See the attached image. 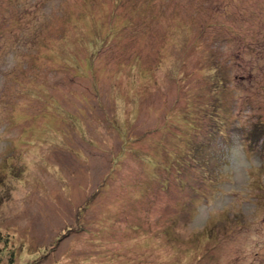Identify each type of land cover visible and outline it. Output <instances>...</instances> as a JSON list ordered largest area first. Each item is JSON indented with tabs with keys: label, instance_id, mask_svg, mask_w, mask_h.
I'll return each mask as SVG.
<instances>
[{
	"label": "rangeland",
	"instance_id": "374dc122",
	"mask_svg": "<svg viewBox=\"0 0 264 264\" xmlns=\"http://www.w3.org/2000/svg\"><path fill=\"white\" fill-rule=\"evenodd\" d=\"M262 151L264 0H0V264H264Z\"/></svg>",
	"mask_w": 264,
	"mask_h": 264
},
{
	"label": "trees",
	"instance_id": "16d2710c",
	"mask_svg": "<svg viewBox=\"0 0 264 264\" xmlns=\"http://www.w3.org/2000/svg\"><path fill=\"white\" fill-rule=\"evenodd\" d=\"M213 1V0H212ZM221 1H223V0H221ZM235 8H236V6H235ZM15 20V19H14ZM16 21V20H15Z\"/></svg>",
	"mask_w": 264,
	"mask_h": 264
}]
</instances>
